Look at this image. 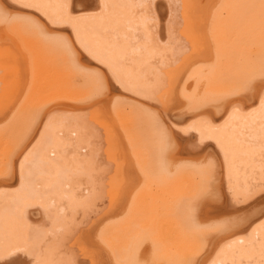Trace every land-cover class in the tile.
Returning a JSON list of instances; mask_svg holds the SVG:
<instances>
[{"label": "bare ground", "instance_id": "6f19581e", "mask_svg": "<svg viewBox=\"0 0 264 264\" xmlns=\"http://www.w3.org/2000/svg\"><path fill=\"white\" fill-rule=\"evenodd\" d=\"M51 2L54 6L56 0ZM141 2L113 0L117 7L108 20L96 22L95 31L87 30L90 39H107L113 45V58L121 67L135 55L144 62L139 75H124L132 85L128 92L116 91L109 83L101 94L100 82L76 68L82 61L61 47L50 29L42 32L33 26L31 20L38 15L12 19L27 15L15 9L0 17V70L12 72L0 103V177L10 161L15 176L25 155L36 176L35 190L0 179V196L6 193L0 201V222L18 224L26 210L29 223L47 229L38 238L37 249L45 243L44 249L63 245L70 264H132L138 251L153 246L155 264H183L209 242L216 250L212 259L226 242L245 234V240L254 238L257 230L259 241L231 249L224 258L260 253L264 219L257 217L264 200L259 197L250 202L255 206L254 223L246 226L247 231L236 230L222 239L195 231L227 214L226 204H206L197 219L186 223L181 201L199 192L197 165L204 157L191 148L195 143L191 133L179 150L165 151L157 118L162 112L169 126L186 127L207 115L201 106L214 95L229 92L239 79L259 70L264 59V0H154L147 25L140 19ZM4 3L0 0V5ZM129 27L137 31H128ZM53 110L64 115L46 129L44 119ZM205 147V155L218 152L211 144ZM235 147L232 183L244 192L249 186L240 161L253 155H245L247 145ZM53 150L55 164L50 159ZM56 165L71 170L58 189L66 202L64 214L55 193L54 200L46 198L49 189L60 184ZM37 203L49 211L35 207ZM59 228L64 229L63 239L44 242ZM44 254L52 259L49 252Z\"/></svg>", "mask_w": 264, "mask_h": 264}, {"label": "snow or ice", "instance_id": "6c2138e0", "mask_svg": "<svg viewBox=\"0 0 264 264\" xmlns=\"http://www.w3.org/2000/svg\"><path fill=\"white\" fill-rule=\"evenodd\" d=\"M78 4L84 6L78 7ZM6 5V7H5ZM154 6V0H142L139 7L141 22L147 25L150 22V14ZM117 7L113 0H93L92 3H85V0H56L53 6L51 0H5L0 5V17L10 15V10L18 9L27 15L11 17L12 19L29 18V15L36 14L39 19H32L34 27L50 29L61 47L68 51L72 57L78 58L76 68L96 78L101 84V94L107 90L110 83L116 91L128 92L132 85L126 81L121 72L119 60L113 58L112 47L107 39L92 40L87 35V30L95 31V23L103 24L112 15L113 9ZM128 31H137L129 27ZM117 42L119 37L114 38ZM125 45L129 43L127 36L123 37ZM137 51L133 48V53ZM124 58L121 51L119 59ZM85 65H89L85 67ZM201 112L207 113L202 119L195 121L186 127L176 129L169 126L160 112L157 118L160 140L165 151L175 152L182 145L187 144L188 134L191 133V145L197 150L196 154L204 158L199 161L198 168L201 174V186L194 197H186L181 201V213L186 223L197 219L202 207L206 204L217 206L226 204L229 211L223 214L222 218L203 227L197 226V232L215 233L216 239H222L234 235L236 230L247 231L246 226H251L254 205L250 202L259 197L264 200V180L258 188L248 187L241 192L232 183L234 179V161L236 156V145H247L245 155L251 156L255 152V145H259L262 161L261 173L264 174V59L260 61V68L238 80L236 86L229 92L214 95L209 101L201 106ZM200 114V113H198ZM42 116V113H38ZM64 114L53 110L44 119L45 128L52 126V121ZM175 137V139L173 138ZM213 145L218 149L215 156L205 155L206 145ZM66 148L67 145H64ZM222 157V160H221ZM51 161L56 162V152L53 150ZM72 159H75L73 156ZM29 155H25L18 163V172L13 174L14 165L10 161L6 165L3 177L5 181L15 180L21 187L25 184L36 189V176L32 167L28 165ZM27 165V170H26ZM67 165V158L65 159ZM58 168L60 184L68 178L71 171L66 166ZM52 188V185H48ZM40 199H43L42 197ZM124 204L127 203L125 199ZM32 206V205H29ZM37 208L48 212L49 209L41 203L35 205ZM118 214V212H117ZM22 224L15 225L0 222V264H57L50 256H45L43 246L38 248V238L47 234V229L36 228L27 221L26 210L21 212ZM257 219H264V205L260 208V216ZM264 228V223H261ZM207 240L206 237H201ZM147 243V241H145ZM254 244L255 239L248 240L234 238L226 242L214 258L209 259L216 251L214 246L205 243L201 249L193 251L183 264H228L225 254L244 244ZM261 256L264 257V243L261 244ZM156 249L153 246L150 250L138 251L132 264H155ZM243 256V254H241Z\"/></svg>", "mask_w": 264, "mask_h": 264}, {"label": "rangeland", "instance_id": "374dc122", "mask_svg": "<svg viewBox=\"0 0 264 264\" xmlns=\"http://www.w3.org/2000/svg\"><path fill=\"white\" fill-rule=\"evenodd\" d=\"M134 55V54H133ZM125 58V57H124ZM137 60V61H136ZM141 61V60H140ZM139 59H137L136 55L135 57H127V61L125 62V65L122 66L120 68L121 72L126 75V74H130L129 76L133 75L134 73L139 75L140 72H138L140 69H142L144 64L143 61L140 62ZM127 64V65H126ZM132 64V65H130ZM139 65V67H138ZM129 66V68H128ZM136 67V68H135ZM137 67L139 69H137ZM141 67V68H140ZM0 88H3L0 90V103L3 101L4 99V93L3 90L6 89V87L4 88L8 78H10L12 76V72L11 71H6V69H3V70H0ZM143 76V73H141V77ZM8 89V88H7ZM2 97V98H1ZM78 137V136H77ZM72 139V138H71ZM71 139L69 141H71ZM95 141V140H94ZM93 141V142H94ZM259 145L256 144L255 145V152L252 156V158L246 160H241L240 161V172L243 174V180H244V183L247 184L249 187H252V188H256L262 180H264V174L261 173V165H262V161H261V157H260V154H259ZM72 153V152H71ZM60 155V154H58ZM75 155L74 153L71 154V156ZM57 156V155H56ZM63 157V156H62ZM68 157V156H67ZM66 157V158H67ZM70 162V161H69ZM260 162V163H259ZM254 169V170H253ZM251 170V171H250ZM247 174V175H246ZM249 174V175H248ZM258 175V176H257ZM256 178V179H255ZM68 188V186H67ZM58 189H59V186L56 187L55 189H49L50 192H48V196H46V198L48 199L47 201H50V200H54V198L52 199V196L53 193H55V197L57 198V200L59 201V204L61 205H64V207H61L59 210L62 214H64L65 212V208H66V202L65 200H63L61 197H60V194L58 192ZM57 191V192H56ZM2 192H0L1 194ZM6 194V193H5ZM5 194H2L0 196V201L2 202L3 201V198L6 197ZM66 194V192H65ZM58 196V197H57ZM49 197V198H48ZM56 198H55V201H56ZM63 200V201H62ZM23 208V207H22ZM19 209V208H18ZM17 209V210H18ZM24 210V209H23ZM20 211V210H18ZM25 211V210H24ZM20 213V212H19ZM34 217H36V215H33ZM37 216H40V214H38ZM21 216L19 215V218ZM26 218H27V221L28 219L30 218L29 217V214L28 212L26 213ZM23 221L20 220V224H22ZM255 236H254V239L259 241L260 240V237H259V230H257L255 232ZM246 236L245 235H242L241 239H244V237ZM50 237V238H49ZM55 237V238H54ZM57 238V239H56ZM64 238V229L63 228H59L58 232L56 233V236L55 234H52L51 233H48V236L45 238L44 242L45 241H49V240H55L54 241V244H56V241L58 239H63ZM42 239V238H41ZM58 244H60V242H57ZM45 246V244H40V246ZM244 245H248L247 243L244 244ZM243 245V246H244ZM56 246V249H44V253H50V255L52 256V259L53 260H57L59 264H70L72 263V260H70V254L67 253V247L65 246H61V245H55ZM242 246H237L233 249H240ZM63 248V249H62ZM66 249V250H65ZM38 251H40V249H37ZM60 255V256H59ZM258 256V258H257ZM58 258V259H57ZM63 260V261H62ZM225 260L228 262V264H264V257L261 256V252L260 253H254L252 255H249L247 257H243V258H238V259H233V260H229L227 258H225ZM71 261V262H70Z\"/></svg>", "mask_w": 264, "mask_h": 264}]
</instances>
